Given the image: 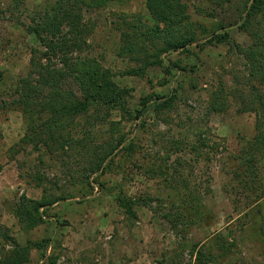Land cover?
Here are the masks:
<instances>
[{
  "label": "rangeland",
  "instance_id": "374dc122",
  "mask_svg": "<svg viewBox=\"0 0 264 264\" xmlns=\"http://www.w3.org/2000/svg\"><path fill=\"white\" fill-rule=\"evenodd\" d=\"M0 1L1 100L16 95L19 80L30 69L32 49L41 47L29 31L32 17L40 16L56 0H24L19 7L15 0ZM216 1L190 0L191 12L206 25L224 24L231 43L204 48L194 45L188 52H173L170 57L180 61L184 71L166 74L162 67L152 66L142 76L124 74L136 64L118 53L122 40L116 23L121 12H145L146 0L79 10L84 32L78 36L79 47L70 55L95 56L111 69L115 83L132 90L130 106L140 105L151 94L167 95L171 88L177 92L171 109L150 112L140 125L116 110L100 120L91 111L79 117L74 128L70 126L74 138L85 139L90 152L95 146H108V141L120 135H136L138 148L132 160L119 156L99 175L90 172L93 159L76 145L62 148L57 144L49 149L40 144L39 150L31 145L11 151L27 125L18 110L0 114V214L14 219L9 210L22 195L34 199L66 195L47 209L46 223L59 222L55 229L43 225L25 233L27 239H43L51 233L53 250L46 264L52 260L55 264H194L189 251L181 257L175 255L177 236L162 217L185 187L188 197L197 191L215 217L213 225L194 226L189 233L191 241L213 245L214 253L222 255L218 264H264V198L254 203L264 192V159L255 162L259 186L255 194L237 184L229 171L232 158L242 149L241 135L254 134L253 116L240 112L250 84L246 60L236 48L237 44L247 47L253 43L239 28L247 0L224 1L222 6ZM196 7L213 12L216 18L197 13ZM256 21L264 33V10ZM220 80L235 94L225 114H209L207 102ZM66 87L80 94L72 81ZM161 166L167 175L159 173ZM146 171H155V175ZM37 176L41 184L35 180ZM89 178L96 179L93 189ZM120 187L129 196L154 197L152 207H136L138 219H130L116 197Z\"/></svg>",
  "mask_w": 264,
  "mask_h": 264
},
{
  "label": "trees",
  "instance_id": "16d2710c",
  "mask_svg": "<svg viewBox=\"0 0 264 264\" xmlns=\"http://www.w3.org/2000/svg\"><path fill=\"white\" fill-rule=\"evenodd\" d=\"M126 1L128 0H56L39 13L40 16L32 17L29 31L39 39L41 47L32 49L30 69L19 80L16 95L11 99L0 100V114L18 110L27 125L25 134L19 143L10 148L11 151L31 145L39 150L40 144L49 149L57 144L62 148L76 145L85 149V153L93 159L90 162V172L102 175L108 165L114 164L119 156L133 159L138 148L137 136L120 135L108 141V146H95L90 152L85 139L74 138L72 135L70 126L74 128V122L79 117L93 111L95 119H107L112 111L118 110L123 118L135 120L140 125L150 112L173 107L177 92L172 88L167 95L151 94L144 97L140 105L130 106L132 90L117 85L111 69L105 68L95 56L70 55L74 48L79 47L78 36L84 32L81 29V8H102ZM224 1L230 0H217L215 3L222 6ZM15 3L19 7L24 0H15ZM190 7V0H146L145 12L118 14L116 28L121 32L122 40L118 53L136 64L124 74L142 76L152 66L162 67L166 74H171L173 70L182 72L186 67L180 61H173L171 53L188 52L194 45L204 48L207 45L231 43V35L224 24L206 25L194 18ZM196 9L197 13L216 18L213 12H204L200 7ZM263 10L264 0H247L239 25L240 30L247 32L253 39V43L247 47L236 45L237 52L246 60V79L250 84L247 97L242 99L245 105L240 112H254L256 122L252 136L241 135L242 149L240 154L232 158L233 166L229 170L237 184L254 194L259 189L256 185L255 162L259 158L264 159V33L259 28L260 22L256 21ZM0 14H3L1 1ZM64 25L67 26V31ZM69 80L77 86L80 94L66 87ZM234 94L235 91L220 80L218 87L209 96L207 112L225 114L230 107V97ZM146 172L155 175V171ZM159 173L167 175V169L161 166ZM35 180L41 184L38 176ZM95 180L89 178L90 187ZM178 192L177 198L170 203V209L162 213L163 219L170 224L178 239L175 255L181 257L189 251L190 256L195 258L194 264H218L222 255L214 253L213 245L206 246V243H196L189 239L194 226L203 227L215 223L213 213L206 208L197 191H191L190 198L186 193L187 187ZM116 197L125 214L134 220L138 219L136 207H152L154 201V197L150 196H129L122 187ZM262 198L264 192L253 202L258 203ZM64 199L66 195L42 199L22 195L14 208L7 210L18 219L21 230L29 233L46 223L47 209L52 204ZM54 221L59 224L57 219ZM52 241V237H29L26 245L22 246L9 227L0 225V264L29 262L32 249H41L45 254ZM7 245L10 246L8 249ZM230 248L225 251L226 255ZM51 263L55 264V261L52 260Z\"/></svg>",
  "mask_w": 264,
  "mask_h": 264
},
{
  "label": "crops",
  "instance_id": "0c3cea01",
  "mask_svg": "<svg viewBox=\"0 0 264 264\" xmlns=\"http://www.w3.org/2000/svg\"><path fill=\"white\" fill-rule=\"evenodd\" d=\"M247 114L253 116V118H254V124L253 125H255V122H256V114L254 112H247ZM218 115H222V114H218ZM253 130H254V128H253ZM10 215H12V214H9V216ZM13 218L14 219L8 220V219H6V216H2L0 214V223L1 224H5V226L11 228L12 235H14L17 238V240L19 241V243L22 246H24L27 243V237H26L25 233L21 230V226L19 224L18 219L15 216H13ZM43 225H44V227L49 228V229H51L50 231H52L56 227V222L54 220H50L47 223H44L42 225H39V227H41ZM45 236L50 237L51 236V233L50 234L47 233V234H45ZM33 239H36V238L33 237ZM9 247L10 246L7 245V249ZM52 250H53V247L50 246L48 248V250L46 251V253L44 254L41 249L34 248V249L31 250V259H30V261L29 262H26L24 264H46L47 259H48L49 255L51 254Z\"/></svg>",
  "mask_w": 264,
  "mask_h": 264
}]
</instances>
